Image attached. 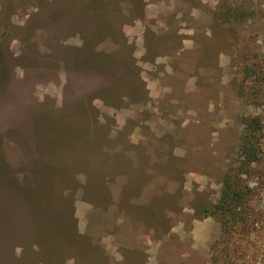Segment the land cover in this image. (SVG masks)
<instances>
[{
    "label": "rangeland",
    "instance_id": "1",
    "mask_svg": "<svg viewBox=\"0 0 264 264\" xmlns=\"http://www.w3.org/2000/svg\"><path fill=\"white\" fill-rule=\"evenodd\" d=\"M49 1L0 0L10 66L5 82L0 65V264H62L72 249L83 264H264V0H145L123 31L150 100L123 109L89 98L107 73L89 80L67 68L82 39L53 45L46 31L74 4L108 12L120 0ZM149 5L156 18L146 19ZM248 118L260 121L248 136L258 161L239 175ZM172 190L170 234L154 232ZM233 192L234 215L220 203ZM203 210L214 215L193 220Z\"/></svg>",
    "mask_w": 264,
    "mask_h": 264
},
{
    "label": "trees",
    "instance_id": "2",
    "mask_svg": "<svg viewBox=\"0 0 264 264\" xmlns=\"http://www.w3.org/2000/svg\"><path fill=\"white\" fill-rule=\"evenodd\" d=\"M56 1L57 0H50L49 2L50 4H53V2ZM124 4L126 5L125 10L122 8V5ZM145 5V0H120L117 9L114 11L108 10V12H99V10L95 8L89 11V13H84V11L78 4H74V6L72 5L74 7L73 13L70 12V14H68L64 11L62 13L60 12V14L58 15V22L61 21L62 24L60 25V27H56L54 25V20L50 18V28L46 31H49L50 33L49 42L51 44H61L66 39L72 37H80L82 39L83 44L79 49H73L74 51H72L70 48H67L69 51L77 52V55L74 58H64L67 68L72 71V73L75 71L76 73L81 75L80 78L86 76V79L89 80H97L96 78H94V76L97 77L98 72L107 73L104 76L106 77V81L103 87L95 90L94 92L96 93L89 97L91 102L98 98L103 100L105 105L109 108L123 109L128 105L132 106L146 104L150 100L147 83L142 78V72L135 58V48L133 44L129 42L127 36L123 31V27L125 25L131 23L134 20L144 17ZM38 9L39 12H36V15L41 17L43 15V12H41L42 9L40 6ZM64 9L68 10V7L65 6ZM128 17L130 18L128 19ZM85 25H91V27H85ZM42 30L44 31V29ZM6 36L7 29H3V31L0 33V43ZM101 43L109 46V50H98L97 48ZM47 49L51 54L54 53V50L50 46H48ZM4 52L3 49L0 48V56L6 55V53ZM64 61L63 63H65ZM0 65H2L3 67V78L6 79L5 82H7V80L9 79L8 73L10 66L4 59H0ZM119 75H121L120 78H118ZM71 86V81L68 80L67 85L64 89L63 106L67 105L66 95ZM2 92H4L3 88L0 89V95L2 94ZM259 125V118H248L246 120L247 127L246 132L244 133V136L242 138L240 151L243 153L244 158L247 160V162L239 168V175L244 174L246 165L247 167H250V165L252 164H257L258 150L250 141H248V136L250 137L253 132L257 130ZM249 128L252 132L249 131ZM249 132L251 133V135H249ZM102 145H105V143L98 144L96 147ZM102 152L104 153V150H102ZM109 156L110 155L108 154V157ZM176 173L177 174H175L176 178L174 182L181 185L182 179L184 177V171L182 168L177 166ZM99 174V171H96V175L99 177L101 176L104 181L113 183L111 176ZM179 190H172L171 193L166 191L162 192L161 198L171 197L172 199H174V201L172 202V205H168L165 207V209H163L161 222L156 228H153L154 232L162 233L165 235L170 234L171 228L168 224L169 211L171 210L170 206H173V209H175L176 207L177 209H179V204H175L177 200L175 197L179 194ZM31 196L28 197L29 202L31 203L34 211H37V209L40 208V204L39 202L34 203L31 199ZM239 196L240 195L238 193L234 192L229 193L227 196H224L220 202L223 205L224 210L229 211L234 215V210L232 207H234L233 205L234 203H236V201L238 200L237 197ZM234 209L236 208L234 207ZM172 212L174 213V211ZM213 215L214 213L203 210L198 214L196 213L193 220H200L201 218L204 219ZM121 219L124 220L125 216ZM76 234L78 235L77 230ZM118 234L119 232H108V235L113 237L117 236ZM67 240L73 242L72 238H67ZM77 253L79 252H77L75 249H72L69 254L61 253L59 254V256H57V261H61L62 264H65L69 260H74L76 261V264H83L79 261ZM38 264H45V262L40 261L38 262Z\"/></svg>",
    "mask_w": 264,
    "mask_h": 264
},
{
    "label": "crops",
    "instance_id": "3",
    "mask_svg": "<svg viewBox=\"0 0 264 264\" xmlns=\"http://www.w3.org/2000/svg\"><path fill=\"white\" fill-rule=\"evenodd\" d=\"M171 4H172V7H173V2H171ZM150 6L151 5H149L147 7V9H146V19H153V18H156L158 16V15H154V14H150L149 13V12H153V13L155 12L156 13V11H153V10L150 11L149 10ZM170 7H168V8H170ZM161 9L163 10V8H161ZM162 10L159 9V10H157V12L158 11L161 12ZM132 29H134V32H135V40H136L135 41L136 43L134 42L135 46H137L138 48L144 49L145 52H146V50H147L146 45H145V43H146L145 42L146 41V39H145L146 27L144 26V23L142 21H138L132 26ZM182 48H183V46H180V49H182ZM159 56L160 57L157 56V59L158 58H162L161 55H159ZM71 261L73 262V264H76V261H74V260H69L65 264H67L68 262H71Z\"/></svg>",
    "mask_w": 264,
    "mask_h": 264
}]
</instances>
